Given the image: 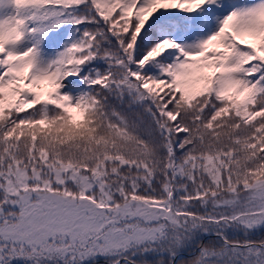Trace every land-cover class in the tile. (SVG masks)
<instances>
[{
	"label": "snow or ice",
	"instance_id": "snow-or-ice-1",
	"mask_svg": "<svg viewBox=\"0 0 264 264\" xmlns=\"http://www.w3.org/2000/svg\"><path fill=\"white\" fill-rule=\"evenodd\" d=\"M0 264H264V0H0Z\"/></svg>",
	"mask_w": 264,
	"mask_h": 264
}]
</instances>
